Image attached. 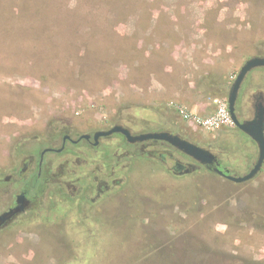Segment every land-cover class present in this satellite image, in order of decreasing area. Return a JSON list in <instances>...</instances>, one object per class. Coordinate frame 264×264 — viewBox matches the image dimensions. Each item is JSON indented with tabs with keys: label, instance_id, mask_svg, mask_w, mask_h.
<instances>
[{
	"label": "rangeland",
	"instance_id": "1",
	"mask_svg": "<svg viewBox=\"0 0 264 264\" xmlns=\"http://www.w3.org/2000/svg\"><path fill=\"white\" fill-rule=\"evenodd\" d=\"M254 56H264V0H0V165L21 139L71 119L81 129L169 130L242 176L257 143L235 124L194 128L178 106L211 114ZM248 85L264 95V66L246 75L239 104ZM158 159H136L122 186L152 190L157 204L167 193L173 215L140 224L120 191L108 228L100 222L90 235L66 215L57 234L34 220L30 244L0 237V264H264V164L242 183L206 167L182 181L158 177L174 165Z\"/></svg>",
	"mask_w": 264,
	"mask_h": 264
},
{
	"label": "flooded vegetation",
	"instance_id": "2",
	"mask_svg": "<svg viewBox=\"0 0 264 264\" xmlns=\"http://www.w3.org/2000/svg\"><path fill=\"white\" fill-rule=\"evenodd\" d=\"M251 90L248 85L247 98L242 103L239 104L237 98L236 112L242 121L264 113L263 93ZM116 125L127 129L129 135L122 131L102 133ZM154 132L157 130L136 131L130 125L119 122L103 127L95 121L81 129L71 119H60L48 127L46 133L21 139L8 154L1 156L10 157L11 162L0 165V237L13 234L15 244H30L29 235L33 231L34 220L44 223L47 229L52 228L54 233H66V215L83 231L94 234L98 223L107 227V213L114 206L120 191L126 197L125 204L129 206L126 215L140 224L156 216L161 220L166 210L173 215V209L176 210L178 204L174 199L164 200V196L168 197L167 193L160 197L157 204V194H150L152 190L145 193L137 188L123 189L122 184L129 169L139 157L154 162L158 157V162L165 166L167 157L174 162V165L158 171V177L170 175L186 181L190 178L188 176L202 173L200 167H206L207 171L227 178L215 170L221 164L215 153L219 164L209 165L200 163L167 139L137 138ZM158 132L178 135L183 140L193 142L169 130ZM202 147L212 152L210 148ZM151 187L154 188L155 183ZM174 221L177 219L170 218L165 225L175 224ZM22 235L26 238L19 239Z\"/></svg>",
	"mask_w": 264,
	"mask_h": 264
},
{
	"label": "water",
	"instance_id": "3",
	"mask_svg": "<svg viewBox=\"0 0 264 264\" xmlns=\"http://www.w3.org/2000/svg\"><path fill=\"white\" fill-rule=\"evenodd\" d=\"M260 66H264V56H254L249 58L241 67L236 79L234 80L233 84L230 87V91L228 94L229 111L235 126L241 129L243 132H245L249 137H251L257 143L258 146L257 161L250 169V171L242 176L231 175L228 174L227 172L222 171L218 166L215 167V170L219 174H223L227 176V178L235 182H244L252 179L262 169V166L264 164V113L258 114L257 117L251 120L242 121L238 117L236 112V102L238 98V93L246 75L252 69ZM117 131H122L126 135H129L127 129L120 127L118 125L114 126L109 131H104L102 133L110 134ZM137 138L167 139L170 142H172L174 145L179 147L181 150H184L186 153L193 156L200 163H206L209 165H212L214 163L219 164L218 158L215 156L214 153L193 142H189L188 140H183L178 135H169L165 132H154V133L142 134Z\"/></svg>",
	"mask_w": 264,
	"mask_h": 264
},
{
	"label": "built area",
	"instance_id": "4",
	"mask_svg": "<svg viewBox=\"0 0 264 264\" xmlns=\"http://www.w3.org/2000/svg\"><path fill=\"white\" fill-rule=\"evenodd\" d=\"M212 103L215 106V110L209 115L189 110L184 106H178V111L182 118L191 125L193 124L195 127L205 130H215L222 126H233L234 122L229 111L228 100L215 97Z\"/></svg>",
	"mask_w": 264,
	"mask_h": 264
}]
</instances>
